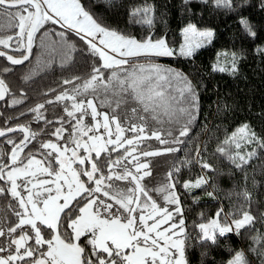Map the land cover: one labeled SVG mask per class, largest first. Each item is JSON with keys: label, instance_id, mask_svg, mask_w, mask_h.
I'll return each instance as SVG.
<instances>
[{"label": "snow or ice", "instance_id": "1", "mask_svg": "<svg viewBox=\"0 0 264 264\" xmlns=\"http://www.w3.org/2000/svg\"><path fill=\"white\" fill-rule=\"evenodd\" d=\"M192 2L182 0L185 7ZM93 3L117 7L114 0H90L87 6L81 0H0V17L7 20L0 27V58L11 65L29 61L37 33L45 25L64 29L58 35L62 45H67L65 58H71L76 50L66 33L80 38L90 54L88 60L98 58L92 61L87 79L80 84L75 83L80 77L65 79L63 84L73 87L46 101L49 105H61L67 119L63 115L55 120L45 117L41 111L45 109L44 103L29 109L36 114L37 122L45 120V128L52 125L48 138L38 139L43 129L33 130L30 124L0 128V137L11 145L10 149L0 145V197L12 214V218L7 212L0 216V264H186L184 219L174 191L173 173L169 172L155 188L142 183L151 176V161L141 157H156L180 149L141 145L151 139L160 145L184 144L180 137L188 136L198 110L196 86L181 71L152 62L153 58H191L200 48L211 44L214 32L189 23L182 30L183 43L178 48L171 47L167 33L156 36L152 31L155 7L145 2L129 11L133 22L146 25L149 30L147 36L138 40L103 23L102 14L92 11ZM215 4L236 10L233 0H215ZM239 22L248 36L256 37L247 19L241 18ZM50 31H53L51 27L43 34ZM8 49L19 55L9 54ZM80 51L83 55L84 49ZM257 51L264 54V49ZM139 57L150 62L132 65L130 70L124 67L130 58ZM231 58L229 70L234 74L238 57L232 53ZM63 63L62 59L61 66ZM213 70L226 69L217 64ZM12 71L6 66L0 68V101L10 96L15 106L23 101L16 97L3 76ZM106 71L110 72L107 78ZM23 79H31V74ZM173 84L179 85L178 96L168 91ZM177 112L186 119L178 136H173L169 129L162 138L160 130L149 127L150 121L161 125L177 123L174 119ZM126 133L132 135L126 138ZM222 144L217 151L243 170L257 155L256 149H264V138L243 124L226 135ZM245 145H253V151L241 154ZM202 168L210 169L211 165L204 162ZM174 171L178 173L179 167ZM205 184L207 179L201 176L195 183L185 182L183 187L200 188ZM150 192L161 194L167 205H176L174 212L159 206ZM244 197L248 199L246 192ZM242 208L243 204L237 211ZM222 213L220 209L216 219L199 224L203 241L215 243L217 235L224 236L234 230L239 234L254 219L248 211L232 219L230 213L223 216ZM175 215L181 217L179 221L169 223ZM163 225L168 227L162 228ZM82 237L83 246L79 243ZM230 264H248V261L243 252H238Z\"/></svg>", "mask_w": 264, "mask_h": 264}, {"label": "trees", "instance_id": "2", "mask_svg": "<svg viewBox=\"0 0 264 264\" xmlns=\"http://www.w3.org/2000/svg\"><path fill=\"white\" fill-rule=\"evenodd\" d=\"M81 2L87 6L90 0ZM145 2L155 7L156 19L152 31L156 36L167 33L171 47H179L183 41L182 30L189 23L196 24L198 29L214 31L211 44L199 49L191 58L173 56L153 59L156 63L184 73L196 86L198 93L196 119L191 124L188 136L180 137L184 144L166 145L165 147H178L180 150L168 153L165 164L154 166L167 168L173 173L172 182L176 185L175 190L184 219L187 264H230L238 252L244 253L248 264H264V149H256L257 155L249 160L243 170L237 169L217 151L218 147L224 146L222 141L226 135H230L243 124H248L258 137L264 138V54L257 51L264 49L262 0H233L236 10L217 7L215 0H208L207 3L193 0L187 7L183 6L182 0H114L117 7L93 3L92 11L101 13L102 22L108 26L141 40L149 34V30L146 25L133 22L129 11L133 7L144 5ZM241 18L247 19L253 26L257 33L255 38L244 32L239 22ZM6 24L7 20L0 17V27ZM49 27L53 31L44 35L45 29ZM62 31L64 29L59 25H45V28L37 33L32 56L24 65H11L4 58H0V68L6 66L13 69L12 72L3 73V76L16 97L23 101L15 106L11 104L10 96L0 101V128L18 123L30 124L33 130L43 129V134L38 139L48 138L47 132L51 130L52 125L45 128V120L37 122L34 119L36 114L29 111L40 103L45 104V109L41 110L45 117L55 120L63 115L67 119L61 105H49L46 101L54 100L62 90H70L73 87V84H63L65 79L80 77V80L75 81L76 84L87 79L92 71V61L98 58L88 60L90 54L86 46L73 33H66V36L70 43H75L76 50L71 58H65L67 45H62L58 35ZM81 49H84L83 55ZM7 51L19 55L10 49ZM232 53L238 57L237 71L234 74L229 70ZM138 61L133 60L127 68L137 65L133 63ZM217 64L226 70L214 71L213 68ZM33 69L35 71H32ZM28 74H31V79L26 81L23 77ZM109 74V71L105 72V75ZM178 87L179 85L173 84L168 91L173 96H178ZM181 106L184 105H176L177 108ZM21 112L24 115H20ZM163 119L167 120V117ZM174 119L178 122L164 123L162 128L161 124H158L162 138L169 129L173 131V136H178V130L186 123L185 117L179 112ZM153 124L157 125L156 122ZM17 135L19 134L10 136ZM4 140L5 138L0 140V145L10 149L11 145L5 144ZM155 142L158 143L156 140ZM27 151L28 149H25V152ZM120 151L123 152V149ZM240 151L241 154L251 152L253 145H245ZM185 161L191 163H182ZM204 162L211 165V168L203 169ZM176 167L180 169L178 173L174 171ZM155 170L153 177L143 182L147 188H155L160 183L155 179L159 175L158 169ZM201 176L207 179V184L200 188L183 187L185 182L195 183ZM209 192L212 193L211 196L208 195ZM245 192L248 194L247 200L244 197ZM150 195L155 199L157 193L150 192ZM6 203L4 198L0 197V216L7 212L12 218ZM241 204L243 208L237 211ZM220 209H223L222 216L230 213V219L240 218L242 211H248L254 218L253 222L241 229L239 234L231 232L224 236L217 235L215 243L203 241L199 224L215 219ZM84 239L82 237L79 242L81 246Z\"/></svg>", "mask_w": 264, "mask_h": 264}, {"label": "rangeland", "instance_id": "3", "mask_svg": "<svg viewBox=\"0 0 264 264\" xmlns=\"http://www.w3.org/2000/svg\"><path fill=\"white\" fill-rule=\"evenodd\" d=\"M200 30H204V29H200ZM210 30H212V29H210ZM213 31V30H212ZM214 32V31H213ZM182 43H183V41H182ZM181 43V44H182ZM207 45V44H206ZM201 49V48H200ZM11 50V49H10ZM163 58H167V57H163ZM139 59H141L140 61H138ZM153 59H158V58H153ZM133 60H137L138 62H134L133 64H137V65H141V64H144V65H146V64H148L150 61L149 60H147L146 58L145 59H142V58H133L131 61H130V63L128 64V65H131L132 63V61ZM152 62H155V61H152ZM156 63V62H155ZM124 67L125 68H127V65H124ZM131 69V67L129 68V70ZM108 77V75H105V78H107ZM144 115L145 116H147L148 114L147 113H144ZM88 119L89 118H85V122L87 123L88 122ZM153 123H155V121H150V123H149V127L150 128H155V129H158V130H160V132H162L161 131V128H162V126H163V124L161 125V128L158 126V124L157 125H155V124H153ZM102 131V130H101ZM147 131V130H146ZM68 135V133L67 132H65V136H67ZM132 134H130V133H126L125 134V136H126V138H128V137H130ZM52 140L53 141H55L56 140V138L55 137H53L52 138ZM159 143V142H158ZM158 143H156L155 142V139H151V140H148V141H146V143L145 144H143V145H141V147L142 148H147V146L150 144V145H152V147H153V149H163V148H165V146L166 145H160V144H158ZM169 157V155H168V153H164V154H162V155H159V156H156V157H149V158H144V157H141V159L142 160H150L151 161V163H150V169H151V176L153 177V173L156 171L155 169H158V172H159V175L157 176V177H155V179L157 180V181H159V182H161V181H163L164 179H165V177L167 176V174L169 173V171H168V169L166 168V169H160V168H157V167H155L154 168V166H157V165H162L164 162H166L167 160V158ZM165 164V163H164ZM165 168V167H164ZM151 176H148V177H145L144 178V180H143V182L145 181V180H147V179H149ZM205 178V177H204ZM82 179H85L86 180V178H83L82 177ZM206 179V178H205ZM142 182V183H143ZM121 184H125V183H127V182H125V181H121L120 182ZM159 186V184L156 186V187H158ZM174 191L176 192V190L174 189ZM155 199H156V201H157V204L159 205V206H161V207H168V209H169V211H173L174 212V210H175V208H176V205H167L166 204V202L163 200V198H162V196H161V194H159V193H157V195L155 196ZM62 202V201H61ZM109 202H111V201H109ZM180 206V205H179ZM180 208H181V206H180ZM182 211V210H181ZM181 217L180 216H178V215H175L174 217H173V221H170L169 223H172V222H178L179 221V219H180ZM217 218V217H216ZM215 218V219H216ZM221 219V218H220ZM221 222H223L222 221V219H221ZM149 223H151V221H149ZM166 227H168V225H163L162 226V228H166ZM234 227V226H233ZM184 231H185V228H184ZM233 232H235V230L233 231ZM183 239H184V242H185V234L183 233V237H182ZM80 242V241H79ZM185 246V245H184ZM185 260H186V258H185ZM186 264H187V261H186Z\"/></svg>", "mask_w": 264, "mask_h": 264}, {"label": "water", "instance_id": "4", "mask_svg": "<svg viewBox=\"0 0 264 264\" xmlns=\"http://www.w3.org/2000/svg\"><path fill=\"white\" fill-rule=\"evenodd\" d=\"M32 51H33V50H32ZM9 54H12V53L9 52ZM30 58H31V57H30ZM29 60H30V59H29ZM27 62H28V61H25V63H27ZM25 63H24V64H25ZM24 64H23V65H24ZM13 134H16V133H9V135H13ZM1 139H3V137H0V140H1Z\"/></svg>", "mask_w": 264, "mask_h": 264}, {"label": "crops", "instance_id": "5", "mask_svg": "<svg viewBox=\"0 0 264 264\" xmlns=\"http://www.w3.org/2000/svg\"><path fill=\"white\" fill-rule=\"evenodd\" d=\"M117 58H119V57H117ZM140 58H144V57H140ZM133 58H130V61L132 60Z\"/></svg>", "mask_w": 264, "mask_h": 264}]
</instances>
